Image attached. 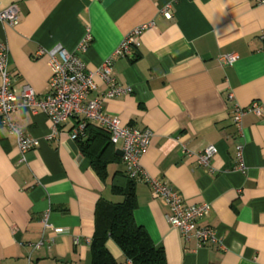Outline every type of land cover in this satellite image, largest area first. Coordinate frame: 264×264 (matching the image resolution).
Segmentation results:
<instances>
[{"label": "crops", "instance_id": "crops-1", "mask_svg": "<svg viewBox=\"0 0 264 264\" xmlns=\"http://www.w3.org/2000/svg\"><path fill=\"white\" fill-rule=\"evenodd\" d=\"M10 5L17 6L19 23L0 24V42L8 49L12 88L30 87L39 98L46 95L50 78L40 51L60 46L73 53L89 35L80 58L95 72L129 33L148 25L138 47L113 57L110 77L129 92L105 101L104 111L125 126L152 132L140 161L145 176L168 184L186 203L210 205L199 225L214 229L220 242L186 241L168 223L163 200L153 199L144 181L135 184L134 221L163 249L166 264H264V116L246 115L238 128L231 112L253 103L264 107V4L0 0V9ZM167 6L171 20L162 16ZM222 56L235 61L221 65ZM94 81L97 89L88 101L102 99L109 89L100 76ZM10 119L39 146L20 164L15 138L0 126V264H91L96 204L100 199L121 202L111 184L117 172L125 171L122 143L113 147L119 162L110 163L101 180L70 138L80 119L67 121L49 141L51 123L38 109L21 105ZM210 146L216 154L209 167L201 168L195 155ZM44 214L53 230L42 236ZM58 229L66 233L56 235ZM42 238L43 245L34 250ZM105 246L117 262L131 264L111 240Z\"/></svg>", "mask_w": 264, "mask_h": 264}, {"label": "built area", "instance_id": "built-area-1", "mask_svg": "<svg viewBox=\"0 0 264 264\" xmlns=\"http://www.w3.org/2000/svg\"><path fill=\"white\" fill-rule=\"evenodd\" d=\"M257 5L264 4V0H251ZM162 16L171 20L172 12L170 6L162 10ZM19 11L16 5H10L0 9V24L8 27H16L19 23ZM148 27L143 25L129 33L111 57L107 58L95 72L87 70L86 65L80 56L89 43V35L85 36L73 53L62 47H55L51 50H42L39 55L46 56L50 71V78L47 85V93L44 97L38 95L30 87H23L20 91L12 88L13 76L7 69L8 49L5 43L0 42V126L5 128L9 135L16 140L17 150L20 156V164H25L26 154L38 148L39 141L26 136L21 129L10 119V116L19 109L21 105L35 111H41L51 123V133L47 140H52L59 133V128L70 119H80L79 124L73 129L70 138L76 141L83 133L86 122L94 123L104 129L110 137L113 145L122 143V161L127 176L137 181H144L150 188L153 199H162L168 209L166 219L171 227L177 230L186 240L195 239L201 245L219 243L214 229L208 226H201L199 222L210 211V205L206 203L191 205L183 201L172 188L159 180L145 176L140 166L141 158L147 153L152 139V132L149 129H135L125 126L120 119L107 115L104 111V104L107 100L117 99L129 92L128 89L116 87L110 77L113 57L126 56L133 48L139 46L138 39L142 32ZM260 39L264 42V31ZM264 51V49H262ZM235 61L233 56H222L219 58L221 65H231ZM100 76L105 84L109 86L108 91L102 99L88 101V96L97 89L94 81ZM231 98V95L229 96ZM233 123L240 128L242 119L249 114L264 116V107L253 103L247 107H234L232 110ZM183 152H188L184 146ZM216 154L213 146L207 147L201 153L195 155L196 163L201 167H209L210 161ZM238 169L244 170L242 147L236 148ZM43 229L42 236L53 228L48 223V215L44 214L41 219ZM56 235L65 234L62 229L54 230ZM49 244L52 241L48 242ZM78 243V240H75ZM43 245L42 240L33 245L37 250Z\"/></svg>", "mask_w": 264, "mask_h": 264}, {"label": "trees", "instance_id": "trees-1", "mask_svg": "<svg viewBox=\"0 0 264 264\" xmlns=\"http://www.w3.org/2000/svg\"><path fill=\"white\" fill-rule=\"evenodd\" d=\"M81 154L90 161L95 174L104 180L107 166L119 162L109 134L99 126L86 122L82 135L76 140ZM111 193L121 202L100 199L95 207V230L90 242L91 264H121L106 248L111 240L131 264H166L162 248L153 244L147 232L133 217L137 207L135 184L126 172H117Z\"/></svg>", "mask_w": 264, "mask_h": 264}]
</instances>
